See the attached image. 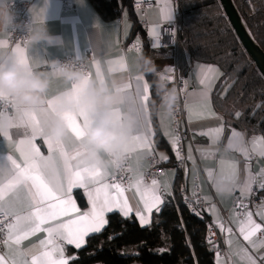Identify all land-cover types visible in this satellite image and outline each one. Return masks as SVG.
<instances>
[{"label":"snow or ice","instance_id":"6c2138e0","mask_svg":"<svg viewBox=\"0 0 264 264\" xmlns=\"http://www.w3.org/2000/svg\"><path fill=\"white\" fill-rule=\"evenodd\" d=\"M167 19L171 21L169 13ZM154 44L153 47H158ZM18 61L23 64L26 61L23 49L17 45L12 50ZM123 66V65H122ZM217 71L212 66L202 70L200 83L206 85L198 94H190L185 99V108L188 110L189 123H192L193 115L205 118H216L223 120L213 109L210 95L213 91V73ZM98 75V80L104 81ZM88 76L78 84H71L70 91L64 100L48 99L46 105L35 109L21 110L11 100L0 95V101L11 107L12 114L7 117L6 122H0V137L11 143L12 135L10 129H24V136L15 143V150L19 153V160L12 155H6L0 159V236L3 237L4 251L0 252V264H85L81 258L80 251L87 248V238L95 234H102L110 220L109 214H119L122 219L130 220L135 215V220L141 228L151 226L153 213L160 214L165 205L171 201L172 193L169 186L165 185V191L156 179L150 184L143 183L142 176L135 169L126 166L129 153H137L138 161L152 154V131L151 122L143 115L148 111L146 102L149 100V84L143 83L140 99L142 104L136 109L137 132L132 134L129 141L124 145L125 160L119 167L95 166L89 167L85 162L74 163L75 156L87 148L83 142V133L92 120V109L90 106L82 105L79 96L82 92ZM163 78V77H162ZM140 79V77H136ZM170 79V78H169ZM144 80V77H143ZM131 88L130 84L118 87V91ZM68 103L75 107L71 113H58L56 105ZM113 111L119 118L120 108L113 106ZM0 110V116H3ZM61 116L66 122L67 134L61 140H53L48 132L49 125L54 116ZM240 113H237V118ZM147 128V134H145ZM224 131L223 124L210 128L206 131L195 133L207 137L210 141L216 140ZM170 137L169 143L180 159L178 151L177 135L168 131L163 133ZM232 135L237 137L241 147L238 151L245 155L247 160L248 148L243 145V138L239 133L233 131ZM43 142L47 148V155L41 151L37 141ZM253 153L259 150V156L264 157V135L253 137L249 142ZM143 150L142 153L137 150ZM97 160L108 159L103 153L94 154ZM189 159L191 157V146H189ZM161 159L167 161L168 157L161 155ZM221 182L227 186L229 194L239 191V198L235 205L236 214L232 217L236 223V231L249 247H242L240 255L244 264H264V254L259 256L255 253L264 248V240L258 245L253 237L257 233L264 234V223H258L253 218V212L248 210V204L244 202L253 194V186L258 177L248 172L241 183L239 180L237 162H229L225 169V162H221ZM134 173L128 183V188H134L139 197L138 205L133 208L125 195L126 173ZM211 176V173H209ZM217 188V185H216ZM74 189H82L86 196L89 207L82 211L73 197ZM258 189L264 191V172L259 175ZM218 191V190H217ZM219 192V191H218ZM21 193L25 195L22 197ZM195 196L196 193L193 192ZM142 205V207H141ZM193 215L203 220V212L197 211L191 204L187 205ZM264 208V202L260 205ZM209 215H214L215 206L205 209ZM264 220V213H259ZM212 224L218 226L221 233H233L231 227H225L222 221L214 219ZM210 224L209 231H211ZM43 233V238L38 243L23 247L22 243L30 237ZM115 232L109 239H117ZM207 243L214 245L211 236L207 237ZM231 245L232 240L225 241ZM75 249V252L66 255L67 247ZM165 250H159L163 254ZM132 255H138L133 253ZM88 258H91L89 256ZM216 264H220V256L217 253Z\"/></svg>","mask_w":264,"mask_h":264},{"label":"crops","instance_id":"0c3cea01","mask_svg":"<svg viewBox=\"0 0 264 264\" xmlns=\"http://www.w3.org/2000/svg\"><path fill=\"white\" fill-rule=\"evenodd\" d=\"M27 1L30 2L28 9L30 22L32 20L36 24H39L44 18L47 32L53 37V40L51 43L40 41L34 45L24 43L9 47L8 22L0 20V55L7 53L14 54L12 50L19 45L23 49L24 56L33 70L49 74L50 87L47 96L53 100H59L60 94L68 90L71 84L56 75L55 66L51 62L58 61V58L63 55H70L76 59H82L85 49H90L93 56L92 59L86 61V66L91 73V79L98 80L97 73H99V76L103 77L104 81L110 86L113 83H115L117 87L130 84L131 88L128 89V91L134 92L137 83L136 77L140 74L144 76L140 64V49L124 51L121 49L122 41L128 37L129 39L140 40V32H134V28L137 26V30L141 31L147 43L153 47L157 41L160 25L169 21L167 19L169 13H171L173 19L176 10V4L174 5L172 0H148L152 2L151 6L141 11H133L131 9V4L141 0H129V7L123 5L116 18L105 20L97 13L89 0H67V7L65 9L62 8V0ZM150 61L155 67L153 73L158 80L163 79L164 82H169L171 80L170 70L172 67L178 69L179 73L185 77L187 88L182 104L185 113L184 125L189 130V137L186 138L183 143L186 158V191L194 200L200 198L206 203L203 210L213 205L215 206L216 212L214 215H209L207 211H203V213L206 219L211 223L214 219H217L222 221L226 228L231 227L233 229L232 234L227 232L221 233L218 226L213 224L220 238L227 264H244L240 255V249L249 246L242 240L239 233L236 231L237 225L232 219L235 214L233 210L229 208L231 198L234 195H239V191L231 194H222L217 191L216 185L217 181H221L220 162L223 160L225 162V169L229 162H237L238 175L241 183L245 179V168L247 167L249 173L258 177L257 181L254 183L258 187L259 175L264 172V157L259 156V150L253 153L249 142L253 137L261 136L262 134H246L240 128L226 123L224 119L221 121L216 118H200L193 115L191 117L193 122H188L189 117L188 110L185 108V99L188 98L190 94H198L205 88L206 85H202L200 80L202 78V70L207 66H212L217 70L212 74L213 82L211 87L214 89L221 75L217 65L191 61L186 48L180 41H178L172 49L158 48L156 56ZM144 82L149 84L145 76L143 83ZM211 96L212 93L210 99ZM118 107L120 108V106ZM120 110L122 109L120 108ZM214 111L219 117H222L215 109ZM12 112V109L9 112H3L4 115L0 116V122H6L7 117L11 115ZM146 119L150 121L148 111ZM156 119L164 145H156L153 136L152 151H155L164 165V174L157 181L161 186V191L167 196L164 186L168 185L172 193L174 184L176 181L179 182V174L171 165L174 152L169 143L170 137H166L163 134L165 131H168L175 135L171 126V116L166 111L160 99L156 108ZM221 123L223 124L224 131L214 141H210L205 136L194 135L195 133L220 126ZM151 126L153 133H155L152 123ZM9 131L13 138L11 143L5 141L3 137H0V159L6 155H12L19 160V153L15 150V143L23 138L24 129L13 128ZM233 131L240 134L243 138V145L248 148L247 156L249 158L247 160L245 159V155L238 151L241 144L238 142L237 137L232 135ZM145 134H147V128H145ZM37 143L40 145L42 153L47 155V148L43 145V142L38 140ZM189 146H191L192 159L188 158ZM137 151L142 153L143 150L138 149ZM129 154L130 157L126 166H130L140 173L143 183L148 184L143 177V171L148 167V156L138 161L137 153ZM161 155L167 156V161L162 160ZM209 173H211V176H209ZM133 175L134 173L129 172L130 180ZM195 178L197 179L196 182L194 181ZM195 183H197L199 190L198 197L193 195V192H195ZM21 195L23 197L25 194L21 193ZM125 195L129 199V203L135 208L139 201L135 189H126ZM259 196V202L251 211L253 212V218L258 223H264V220H261L259 215V213H264V208L260 207L261 203L264 202V191H260ZM73 197L82 211L89 207L82 189H74ZM224 209H227L226 217H224L221 212ZM133 217L135 218L134 214ZM43 236V233H38L37 236L30 237L29 240L24 241L22 246L28 247L33 243H38L39 239L43 238ZM228 239L232 240L231 245H226L225 241ZM253 239L259 245L260 242L264 240V234L257 233ZM66 247V255L71 256L68 250L71 247ZM2 251H4L3 244L1 247V252ZM249 251H251L250 247ZM261 254H264V248H262L260 252L255 253L257 256ZM225 258H220V264H224ZM216 260L217 258L215 259V264ZM258 264H260L259 261Z\"/></svg>","mask_w":264,"mask_h":264},{"label":"trees","instance_id":"16d2710c","mask_svg":"<svg viewBox=\"0 0 264 264\" xmlns=\"http://www.w3.org/2000/svg\"><path fill=\"white\" fill-rule=\"evenodd\" d=\"M128 1L89 0L105 20L116 18L123 5L129 7ZM233 2L246 28L264 50V0ZM176 10L177 38L190 60L215 64L220 69L211 96L214 109L226 123L244 133L264 135V79L241 47L219 1L176 0ZM134 32H140L142 67L145 59L156 56L158 48L147 43L137 26ZM142 71L149 81L147 107L155 131L154 142L163 146L156 119L160 99L156 90L158 79L153 72H145L143 68ZM237 113H240L238 118ZM177 189L178 181L168 197L171 202L162 213H153L148 228H141L134 217L124 220L119 214H109L106 230L87 238V248L79 253L85 264H215L204 241V219L187 209ZM114 232L118 238L110 240ZM68 250L71 255L75 252L72 247ZM159 250L165 251L160 254Z\"/></svg>","mask_w":264,"mask_h":264},{"label":"clouds","instance_id":"9594fccd","mask_svg":"<svg viewBox=\"0 0 264 264\" xmlns=\"http://www.w3.org/2000/svg\"><path fill=\"white\" fill-rule=\"evenodd\" d=\"M11 0H0V20L12 22V15L9 12ZM27 34L24 39L26 43L34 45L40 41L52 42L44 18L39 24L31 20L25 25ZM55 66V73L70 84H78L85 78L82 70L73 61L51 62ZM145 72H154L155 67L151 61L145 59L142 65ZM136 79L135 91H118L113 83L111 86L105 81L87 78L85 86L80 93L79 102L82 105L90 106L93 112L91 123L83 133V142L87 148L75 156L74 163L85 162L89 167L112 166L119 167L125 160L123 151L124 145L129 141L132 134L137 132L136 109L143 102L140 99L143 86V74ZM50 77L48 73L37 72L29 66L28 61L21 64L12 53L0 55V95L11 100L21 110L35 109L46 105L48 102V89ZM157 94L161 103L167 111L171 112L176 102L175 89L168 88L163 79L156 82ZM70 89L61 93L59 100H64ZM120 106L122 109L117 118L113 106ZM58 113H71L75 107L68 103L56 105ZM146 118L147 112L144 113ZM48 132L50 137L61 140L67 134L66 122L61 116H54ZM103 153L108 157L106 160H97L94 154ZM217 190L227 194V186L217 181Z\"/></svg>","mask_w":264,"mask_h":264},{"label":"built area","instance_id":"2783aa9c","mask_svg":"<svg viewBox=\"0 0 264 264\" xmlns=\"http://www.w3.org/2000/svg\"><path fill=\"white\" fill-rule=\"evenodd\" d=\"M174 5L176 4V0H172ZM29 5L30 2L27 0H11L10 6H9V12L12 15V22H8V40H9V47H12L16 44H24L26 43L24 37L27 34V30L25 28V25L30 23V17H29ZM152 5L151 1L148 0H141V1H135L131 4V9L133 11H141L145 8ZM67 7V0H62V8L65 9ZM177 10L174 12V18L171 21L164 22L160 25V31L157 36L156 44L159 46L156 48H174L176 43L179 41L177 38ZM141 42L140 40L135 39H124L121 44V49L126 50H137L140 49ZM92 52L90 49H85L83 53L82 59H76L70 55H63L58 58L57 62H66V61H73L77 67H79L84 75H87L89 78L91 76L90 71L88 70L86 66V61L92 59ZM170 77L171 80L169 82H165L168 86V88L175 89L176 92V102L173 106V109L171 112L167 111L171 116V126L173 128V131L175 135L179 137L178 140V151L180 155V159H177L176 154L174 153V158L172 160V167H174L177 170V173L179 174V182H178V193L182 195L183 201L188 208V204H191L197 211L203 212V207L205 206V202H203L200 198L197 200H194L193 197H191L185 187V169H186V158H185V151H184V140L189 137V130L185 127L184 121H185V113L183 109V98L184 94L186 92V80L185 77H183L178 69L175 67H172L170 70ZM0 110H3V112H9L11 110V107L5 104L3 101H0ZM130 157V154H128ZM251 156V155H250ZM164 174V165L162 164V161L159 159V157L156 155L155 151H152L151 155H148V167L143 171V177L147 181L148 184L151 183L153 179L158 180L162 175ZM128 179L125 180V187L128 189V183L130 181L129 172L125 174ZM196 178L194 181L196 182ZM253 194L250 198L245 199L244 202L248 204V210H252V208L259 202L260 199V190L258 187L254 184L253 186ZM196 197H198V186L197 183H195L194 186ZM239 198V195H234L231 198L230 203V209L233 210L234 214H236L235 205L237 203V200ZM190 211V210H189ZM191 212V211H190ZM223 216L226 217L227 209H224L221 211ZM192 213V212H191ZM204 224H205V231H204V241L208 246V249L212 252L213 258H217V253H219L220 258L224 257V251L220 243V238L217 234V231L214 227V225L206 219L204 213ZM212 224L211 231H209V225ZM211 236V239L214 242V245H209L207 243V237ZM2 240L3 237L0 236V252L2 247ZM224 264H227L226 258Z\"/></svg>","mask_w":264,"mask_h":264},{"label":"water","instance_id":"95a60500","mask_svg":"<svg viewBox=\"0 0 264 264\" xmlns=\"http://www.w3.org/2000/svg\"><path fill=\"white\" fill-rule=\"evenodd\" d=\"M218 1L241 47L264 79V50L246 28L233 0Z\"/></svg>","mask_w":264,"mask_h":264}]
</instances>
